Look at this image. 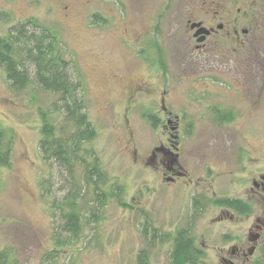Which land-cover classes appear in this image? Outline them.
Here are the masks:
<instances>
[{
  "label": "rangeland",
  "instance_id": "obj_1",
  "mask_svg": "<svg viewBox=\"0 0 264 264\" xmlns=\"http://www.w3.org/2000/svg\"><path fill=\"white\" fill-rule=\"evenodd\" d=\"M81 2L72 0L66 17L46 0H0V36L34 20L52 29L66 58L74 59L96 130L87 146L99 158L105 187L122 188L58 262L70 256L78 264H137L144 249L148 264H172L171 241L143 237L142 223L148 220L162 234L189 227L203 251L198 264H223L232 246H248L254 216L264 214V202L252 192V180L264 173V0H218L219 8L208 2V10L221 9L224 17H243L249 32L240 43L223 30L192 58L179 30L184 3ZM108 7L110 15L104 12ZM142 29L161 44L163 69L141 56L135 35ZM55 97L34 86L12 89L0 65V123L12 139L11 165L0 167V249L13 264H47L42 259L53 248L59 219L52 202L69 187L64 169L45 162L38 147V111ZM214 108L233 111L234 119L219 124ZM148 114L156 118L154 125ZM75 172L77 183L83 168L76 165ZM83 183L79 202L89 216L95 198ZM235 197L252 205V215L212 203Z\"/></svg>",
  "mask_w": 264,
  "mask_h": 264
},
{
  "label": "trees",
  "instance_id": "obj_2",
  "mask_svg": "<svg viewBox=\"0 0 264 264\" xmlns=\"http://www.w3.org/2000/svg\"><path fill=\"white\" fill-rule=\"evenodd\" d=\"M65 49L52 29L41 26L34 20L15 24L9 27L5 35L0 36V65L5 71L9 86L14 90L34 86L56 96L47 108L38 111V147L45 162L64 169L69 187L62 198L52 202L54 213L58 209L59 219L53 224V248L42 259L47 264H78L70 256L63 263L58 260L64 251L72 249L85 224L98 221V210L103 203L122 191L117 183L108 189L105 187L106 177L99 158L93 148L87 146L96 136V130L85 109L82 78L74 59L66 58ZM148 118L154 125L156 118L151 114H148ZM232 118L230 112L216 114L218 122ZM11 156L12 139L0 123V167L10 166ZM76 165L83 168L80 182L77 183ZM83 181L92 189L95 198V209L89 216L82 212L79 202L84 190L82 192L78 183ZM40 184L43 185L42 182ZM212 203L239 214L251 210V206L242 199L216 198ZM195 207H198L197 211L201 209V205ZM142 235L148 242L171 241L169 257L172 264H198L203 256L189 227L178 230L174 235L162 234L150 221L145 220L142 223ZM261 252L254 264H264V243ZM0 264H13L7 250L0 249ZM137 264H148V255L144 249L137 254Z\"/></svg>",
  "mask_w": 264,
  "mask_h": 264
},
{
  "label": "flooded vegetation",
  "instance_id": "obj_3",
  "mask_svg": "<svg viewBox=\"0 0 264 264\" xmlns=\"http://www.w3.org/2000/svg\"><path fill=\"white\" fill-rule=\"evenodd\" d=\"M46 1H49L54 6H56L58 11H60V13L63 16L67 17L72 10L71 8L72 0H46ZM77 1L78 3L82 1L81 3H83V5L85 6L89 4H94L96 2V0H77ZM104 1L110 2L112 0H104ZM113 1H119V0H113ZM166 2L168 3V5L169 3H172V2L173 3L174 2L184 3L181 9V12H180L181 21H180L179 30L183 34V41H184V44L186 45L187 54L189 56L188 58H192V56H194L193 51H196V52L200 50L202 51L203 47L205 46L206 41L209 38H212L213 36H218V34H220L221 31L223 30H225L226 35L231 37L233 41L240 42V43H242L243 41L242 37L248 35L249 29L244 27L241 24L243 17H240V16L224 17L223 13L221 12V9L219 10H208L207 9L208 2L216 4V7L219 8L218 0H193V1L192 0H166ZM168 5H167V8H168ZM108 9H111V8L108 7L107 9H104V12L110 15L112 11ZM121 9H122V6H121ZM121 13L124 16L125 14L124 11H121ZM165 13H163L162 15H165ZM247 13L248 12H246L245 14ZM96 14L97 13L93 14V16H96V18L102 19ZM159 19H161V16H159ZM100 22L97 21L96 24ZM158 22L159 20H156L155 26L153 28V32L158 30L159 28ZM93 23L95 22L93 21ZM153 32L152 33L149 31L143 32V29H142L141 32L136 33L137 37L135 35V38H137L138 42H140L142 45L141 48L139 49V52L147 63L153 66L156 65V66L164 67L166 63L164 56H163L164 50L162 46H160L161 44L157 43V41L152 37ZM204 33H205V37L203 38V40L198 41V38L201 37ZM220 112H230L233 118L230 120H224L222 122H219V124L227 123L234 119L233 111H223L220 108H214L213 114H214L215 120H216V114ZM167 122H171V120L168 119ZM176 174H179V172H177ZM169 178L171 180L173 179L172 177H169ZM252 184L254 186V189H252L253 194L259 195L261 200L264 202V173L259 174L258 178L253 179ZM233 199H241V198L235 197ZM243 201L251 206L250 212L243 213V214L248 215V216L252 215V212H253L252 205L248 201H245V200ZM247 240H248L247 242L249 243L248 246H242V245L232 246L228 251V254H229L228 258L222 256V263L223 264H254V261L258 257L261 256L260 255L254 258V253H256L258 245L260 243H262L263 245L264 243V214L254 216V222L252 223V226L249 228ZM261 250H262V246H261Z\"/></svg>",
  "mask_w": 264,
  "mask_h": 264
},
{
  "label": "water",
  "instance_id": "obj_4",
  "mask_svg": "<svg viewBox=\"0 0 264 264\" xmlns=\"http://www.w3.org/2000/svg\"><path fill=\"white\" fill-rule=\"evenodd\" d=\"M204 37H205V33L201 37L198 38V41H202Z\"/></svg>",
  "mask_w": 264,
  "mask_h": 264
}]
</instances>
